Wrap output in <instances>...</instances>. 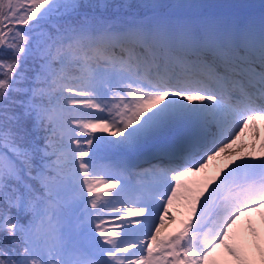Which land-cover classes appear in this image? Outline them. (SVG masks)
Here are the masks:
<instances>
[{"label": "snow or ice", "instance_id": "obj_1", "mask_svg": "<svg viewBox=\"0 0 264 264\" xmlns=\"http://www.w3.org/2000/svg\"><path fill=\"white\" fill-rule=\"evenodd\" d=\"M257 121L264 0H0V264H264Z\"/></svg>", "mask_w": 264, "mask_h": 264}, {"label": "rangeland", "instance_id": "obj_2", "mask_svg": "<svg viewBox=\"0 0 264 264\" xmlns=\"http://www.w3.org/2000/svg\"><path fill=\"white\" fill-rule=\"evenodd\" d=\"M254 1H259V0H245V2L248 3H252ZM215 2H230V0H215ZM225 159L219 160L216 162L219 166H223L225 164H227V157H224ZM216 167L214 166L213 169H215ZM173 210L176 212L177 215V222L175 224L172 225V229H179V223H180V219H182L183 217H185V213H184V205L182 203H177L173 206ZM187 211V209H186ZM258 219V217H257Z\"/></svg>", "mask_w": 264, "mask_h": 264}, {"label": "bare ground", "instance_id": "obj_3", "mask_svg": "<svg viewBox=\"0 0 264 264\" xmlns=\"http://www.w3.org/2000/svg\"><path fill=\"white\" fill-rule=\"evenodd\" d=\"M256 124L258 126L259 134L262 137L261 140H264V121H261V122L256 123ZM255 138H256V136L254 134V131L252 129H249V131L242 138L241 143L253 144L252 140ZM261 140H260V142H261ZM260 142H259V144H260ZM257 154H261V153H259V145L257 147Z\"/></svg>", "mask_w": 264, "mask_h": 264}, {"label": "trees", "instance_id": "obj_4", "mask_svg": "<svg viewBox=\"0 0 264 264\" xmlns=\"http://www.w3.org/2000/svg\"><path fill=\"white\" fill-rule=\"evenodd\" d=\"M133 2H135V0H133Z\"/></svg>", "mask_w": 264, "mask_h": 264}]
</instances>
